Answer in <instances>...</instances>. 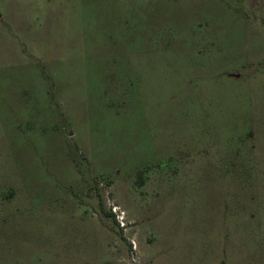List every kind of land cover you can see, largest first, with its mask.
<instances>
[{"label": "rangeland", "instance_id": "obj_1", "mask_svg": "<svg viewBox=\"0 0 264 264\" xmlns=\"http://www.w3.org/2000/svg\"><path fill=\"white\" fill-rule=\"evenodd\" d=\"M233 232L264 264V0H0V264H220Z\"/></svg>", "mask_w": 264, "mask_h": 264}, {"label": "crops", "instance_id": "obj_2", "mask_svg": "<svg viewBox=\"0 0 264 264\" xmlns=\"http://www.w3.org/2000/svg\"><path fill=\"white\" fill-rule=\"evenodd\" d=\"M145 189L147 187H144ZM253 235V233H252ZM240 236V233H237V232H233L231 234H228V235H222V238H223V256H222V259L220 260V264H229V262H231V260H228L227 257H229L230 259V255L226 256L225 255V251H226V247L230 248V250H238L239 247L242 245L241 242L237 241L238 237ZM232 258H234V255H232Z\"/></svg>", "mask_w": 264, "mask_h": 264}, {"label": "built area", "instance_id": "obj_3", "mask_svg": "<svg viewBox=\"0 0 264 264\" xmlns=\"http://www.w3.org/2000/svg\"><path fill=\"white\" fill-rule=\"evenodd\" d=\"M116 210V209H115ZM114 209H113V211H115ZM120 218V217H119Z\"/></svg>", "mask_w": 264, "mask_h": 264}]
</instances>
